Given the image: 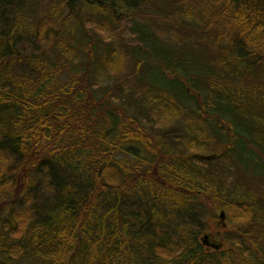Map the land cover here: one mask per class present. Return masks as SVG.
Returning a JSON list of instances; mask_svg holds the SVG:
<instances>
[{
	"label": "trees",
	"instance_id": "trees-1",
	"mask_svg": "<svg viewBox=\"0 0 264 264\" xmlns=\"http://www.w3.org/2000/svg\"><path fill=\"white\" fill-rule=\"evenodd\" d=\"M0 264H264V0H0Z\"/></svg>",
	"mask_w": 264,
	"mask_h": 264
},
{
	"label": "water",
	"instance_id": "water-1",
	"mask_svg": "<svg viewBox=\"0 0 264 264\" xmlns=\"http://www.w3.org/2000/svg\"><path fill=\"white\" fill-rule=\"evenodd\" d=\"M203 157H206V158H211L213 157V154H206V155H202ZM219 219L222 220L224 219V213L223 211H220L219 213ZM212 239V240H211ZM200 240L203 244L207 245V246H211L213 248H219L221 246V242L217 241V240H214V238H212L210 236L209 233L205 232L203 233L201 236H200Z\"/></svg>",
	"mask_w": 264,
	"mask_h": 264
},
{
	"label": "flooded vegetation",
	"instance_id": "flooded-vegetation-1",
	"mask_svg": "<svg viewBox=\"0 0 264 264\" xmlns=\"http://www.w3.org/2000/svg\"><path fill=\"white\" fill-rule=\"evenodd\" d=\"M213 238V237H212ZM212 240V239H211ZM215 240V239H214Z\"/></svg>",
	"mask_w": 264,
	"mask_h": 264
}]
</instances>
